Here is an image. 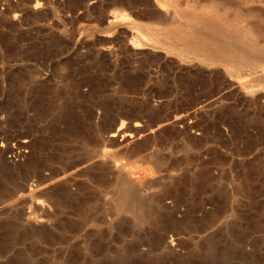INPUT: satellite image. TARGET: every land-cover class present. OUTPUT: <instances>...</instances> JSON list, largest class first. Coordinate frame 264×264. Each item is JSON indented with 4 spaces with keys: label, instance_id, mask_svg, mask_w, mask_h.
I'll use <instances>...</instances> for the list:
<instances>
[{
    "label": "rangeland",
    "instance_id": "1",
    "mask_svg": "<svg viewBox=\"0 0 264 264\" xmlns=\"http://www.w3.org/2000/svg\"><path fill=\"white\" fill-rule=\"evenodd\" d=\"M262 8L0 0V137L32 143L25 162L0 159L2 263L264 264L263 63L236 69L179 37L199 14L264 46ZM133 163L156 172L133 175L144 200L118 211L116 165Z\"/></svg>",
    "mask_w": 264,
    "mask_h": 264
},
{
    "label": "bare ground",
    "instance_id": "2",
    "mask_svg": "<svg viewBox=\"0 0 264 264\" xmlns=\"http://www.w3.org/2000/svg\"><path fill=\"white\" fill-rule=\"evenodd\" d=\"M245 1V3L246 4H253V5H258V6H263L264 7V0H244ZM222 2V1H221ZM177 11H179V10H177ZM166 12V11H165ZM176 12V11H175ZM169 12H167V14L165 15L166 16V18L170 15V13L168 14ZM177 13V12H176ZM184 13V12H183ZM254 13V12H253ZM178 14H179V12H178ZM186 14V13H185ZM257 14H258V16H260L261 18H263L264 19V8H262V9H258L257 10ZM121 15V14H120ZM172 15V14H171ZM189 15V14H188ZM176 16H178V15H176ZM176 16H172L173 17V19L176 21ZM181 16V15H180ZM196 16H197V14H196ZM198 16H200L199 14H198ZM197 16V18L195 17V19L193 18L194 16L192 15V18L194 19V23H195V25L196 26H200L201 28H203L204 27V30H205V34H200L199 32H202V31H204V30H201V31H199L200 29H198L199 27H197V28H195L194 26L195 25H193L192 24V26H191V28L189 29V30H183L182 28V32H183V34L181 35V36H179V37H182V38H184L183 40H184V42H182L183 43V45H184V47H185V45H187V46H190V47H193V49H192V52H193V50H195L196 52H197V54H198V56H201V57H206V59L207 58H214V59H216V61H218L219 63H221V64H226V65H232L234 68H236V69H243V68H248V67H251V66H253L254 64H256V63H263V66H264V46H260L258 43H256V42H252V41H248V40H245V39H243V38H238L237 36H236V34L235 33H232L230 30H226L225 28H222L221 26H218V25H216V24H212V23H210L207 19H208V17H206V19L203 17H198ZM211 16V15H210ZM116 17H118V16H116ZM120 17V16H119ZM122 17V16H121ZM170 17V16H169ZM171 17V18H172ZM175 17V18H174ZM179 18V17H178ZM185 18V17H184ZM169 19V18H168ZM167 19V20H168ZM186 19H187V17H186ZM183 20V19H182ZM210 20V19H209ZM114 21V20H113ZM171 21H172V19H171ZM192 21V20H191ZM187 22V21H186ZM189 22H190V20H189ZM193 22V21H192ZM212 22V21H211ZM169 23H170V21H169ZM177 23V22H176ZM214 23V22H213ZM173 24H174V22H173ZM188 24V23H187ZM220 25V24H219ZM173 26V25H172ZM179 26H181V25H179ZM183 27H186V26H183ZM189 27V26H188ZM193 27V28H192ZM179 30V31H180ZM172 31V30H171ZM199 31V32H198ZM161 32V31H160ZM176 32V31H175ZM153 33V32H152ZM162 33V32H161ZM164 33H167V31L166 32H164ZM178 32H176V34H177ZM139 34V33H138ZM160 34V33H159ZM180 34V33H179ZM178 34V35H179ZM153 36V35H152ZM154 36H155V34H154ZM156 36H158V35H156ZM162 36V35H161ZM168 36V35H167ZM163 37H166L165 35L163 36ZM167 38V37H166ZM182 38H178V39H182ZM154 39V38H153ZM177 39V40H178ZM225 39H228L229 40V42H230V40L233 42V44H232V42H230V47L229 46H225L224 45V41L226 42L227 40H225ZM140 40V39H139ZM142 40V39H141ZM158 40V39H157ZM164 40V39H163ZM169 40V39H168ZM182 40V41H183ZM175 41V40H174ZM179 42H180V40H178ZM177 41V42H178ZM142 42V41H141ZM171 43H173V41L171 42ZM140 44V43H139ZM138 44V45H139ZM162 44V43H161ZM181 45V44H180ZM232 45V46H231ZM228 47V48H227ZM137 48V47H136ZM188 48V47H187ZM184 49V48H183ZM189 50V49H188ZM188 50H186L185 49V51H188ZM194 53V52H193ZM201 59V58H200ZM203 59V58H202ZM208 60V59H207ZM249 72V71H248ZM176 120V119H175ZM177 121V120H176ZM178 122V121H177ZM173 123V122H172ZM122 125V124H121ZM163 125V124H162ZM123 126V125H122ZM138 126H140L139 124H135V127H138ZM157 128H159V127H157ZM149 129V128H148ZM147 129V130H148ZM157 130H159V129H157ZM143 131V130H142ZM149 131H150V129H149ZM136 132V131H135ZM139 132V131H138ZM147 133V132H146ZM145 133V134H146ZM148 134V133H147ZM139 135V134H138ZM109 136V135H108ZM128 136H129V134H128ZM130 136H132V133L130 134ZM140 136V135H139ZM110 137L111 138H116L117 137V131H115V132H112L111 134H110ZM134 137V136H133ZM137 137V136H136ZM131 138V137H130ZM129 138V139H130ZM113 140V139H112ZM116 140V139H115ZM114 140V141H115ZM132 142V141H131ZM141 145V144H140ZM140 149V148H139ZM136 150V149H135ZM135 150H133L134 152H135ZM104 157V156H103ZM107 159H108V157H106ZM94 159V158H93ZM98 162V161H97ZM114 162V161H113ZM116 160H115V164H116ZM156 162L158 163V164H160L161 163V159L160 160H156ZM90 163V162H89ZM136 163V162H135ZM135 163H133L132 165H130V167L129 168H126L127 166L126 165H122V166H118V165H116V167H117V169H120V175H118L117 176V180H118V182H117V186H116V188H115V192H114V195H115V197H114V202H115V208H116V210H127V211H129V212H134L135 213V211H138V205L140 206V204L143 202V200H144V194H143V189H142V184L141 183H136L135 182V180H134V178H133V175H138V173L140 174V175H138V176H141V177H143L144 176V173L146 174V176H152L153 174H154V171H152L150 168L149 169H147L146 168V170L143 172V171H140V169L141 168H143L142 167V165L141 166H139V163H138V166H139V170H138V166H136L137 165V163H136V165H135ZM77 165V164H76ZM74 166V165H73ZM90 166V165H89ZM84 167V166H83ZM141 167V168H140ZM45 168V167H44ZM77 168V167H76ZM115 168V167H114ZM190 168V167H189ZM82 169V168H81ZM85 169V168H84ZM88 169V168H87ZM87 169H86V171H87ZM93 169V168H92ZM105 169H106V167H105ZM116 169V170H117ZM154 169V168H153ZM191 169V168H190ZM73 170V169H72ZM76 170V169H75ZM79 170V169H78ZM193 169H191V171H192ZM30 171H32V170H30ZM81 171V170H80ZM79 171V172H80ZM110 171V170H109ZM167 171V170H166ZM172 171V170H171ZM170 171V172H171ZM190 171V170H189ZM113 172V171H112ZM156 172V171H155ZM178 172V171H177ZM111 173V172H110ZM114 173H115V171H114ZM164 173V172H163ZM191 173V172H190ZM75 174H76V172H75ZM78 174V173H77ZM80 174V173H79ZM117 174V173H116ZM160 174V173H159ZM185 174V173H184ZM81 175V174H80ZM180 175V174H179ZM82 176V175H81ZM112 176V175H111ZM146 176L145 177H143V178H146ZM166 174H163V175H157L156 177H160L159 178V181L160 182H162V183H164L165 182V179H166ZM173 176H177V175H173ZM85 177V176H84ZM86 177H89V176H86ZM170 177H172V176H170ZM178 177V176H177ZM197 177V176H196ZM66 178V177H65ZM64 178V179H65ZM95 178V177H94ZM94 178H92V179H94ZM174 179H176V177H173ZM173 178H171V180L173 179ZM90 179H91V177H90ZM149 179V178H148ZM23 180V179H22ZM97 180V179H96ZM115 180V179H114ZM139 180V179H138ZM153 180V179H152ZM151 180V181H152ZM58 182H59V179L57 180ZM140 181V180H139ZM145 181V180H144ZM150 181V180H149ZM156 181V180H155ZM54 183H55V181H53ZM53 182H51V184L53 183ZM112 183V182H111ZM153 183V182H152ZM50 184V183H49ZM48 185V184H47ZM87 185V184H86ZM41 187H42V185H41ZM40 187V188H41ZM45 187V186H44ZM111 187H113V186H111ZM39 188V189H40ZM46 188V187H45ZM76 188V187H75ZM154 188V187H153ZM177 188V187H176ZM25 189V188H24ZM7 191V190H6ZM159 191V190H158ZM157 191V192H158ZM162 191V190H161ZM166 191V190H165ZM34 193V192H33ZM6 195V194H5ZM109 195V194H108ZM110 198V197H109ZM108 198V199H109ZM106 199V198H105ZM155 199V198H154ZM84 200V199H83ZM55 201V200H54ZM75 201V200H74ZM85 201V200H84ZM173 201V200H172ZM11 202H13V201H11ZM113 202V201H112ZM16 203H18V202H16ZM10 204H12V203H10ZM19 204V203H18ZM9 205V204H8ZM14 205V204H13ZM43 204H41V206H42ZM12 206V205H11ZM44 206V205H43ZM42 206V207H43ZM3 207V206H2ZM5 207V206H4ZM15 207V206H14ZM41 207V208H42ZM45 207V206H44ZM43 207V208H44ZM16 208V207H15ZM46 208V207H45ZM177 208V207H176ZM4 209H7V208H4ZM172 210V209H171ZM2 211V210H1ZM113 211V210H112ZM143 211V210H142ZM226 211V210H225ZM172 212V211H171ZM157 214V213H156ZM166 214V213H165ZM177 214V213H176ZM30 215V214H29ZM150 215V214H149ZM157 215H159V214H157ZM174 215V214H173ZM160 216V215H159ZM150 217V216H149ZM148 217V218H149ZM175 217V216H174ZM17 218V217H16ZM25 218V217H24ZM23 218V219H24ZM31 218V219H30ZM144 218V217H143ZM173 218V217H172ZM10 219H12V218H10ZM160 218H158V220H159ZM170 219V218H169ZM177 219V218H176ZM13 220V219H12ZM18 220V219H17ZM29 220H34L35 222H42L43 221V219H32V217H29ZM110 220V219H109ZM167 220V219H166ZM180 220H182L181 218H180ZM184 220V219H183ZM182 220V221H183ZM23 221V220H22ZM106 221H107V219H106ZM172 221V220H171ZM188 221V220H187ZM186 221V222H187ZM207 222H209V221H207ZM211 223V222H210ZM5 224V223H4ZM16 224H18V223H16ZM40 224V223H39ZM159 224H161V223H159ZM164 224H165V222H164ZM170 224H173L172 222H170ZM178 224V223H177ZM9 225V224H8ZM175 225V224H174ZM21 226V225H20ZM168 226V225H167ZM172 226V225H171ZM163 227V226H162ZM177 227V226H176ZM209 227H211V226H209ZM208 227V228H209ZM36 228V227H35ZM34 227H33V229H35ZM172 228V227H171ZM181 227L179 226V228L177 227V229H180ZM206 228V227H205ZM30 229V228H29ZM37 229V228H36ZM32 230V229H31ZM168 230H169V228H168ZM171 230V229H170ZM174 230V229H173ZM172 230V231H173ZM182 230V229H181ZM35 231V230H34ZM164 231H165V229H164ZM175 231V230H174ZM11 232H14V230L13 231H11ZM23 232H24V230H23ZM26 232V231H25ZM29 232V231H28ZM31 232V231H30ZM37 232H38V229H37ZM41 232V231H40ZM162 232V231H161ZM16 233V232H15ZM14 233V234H15ZM167 233V232H166ZM13 234V233H12ZM23 234V233H22ZM162 234H163V232H162ZM161 234V235H162ZM1 235V234H0ZM29 235H30V233H29ZM32 235V234H31ZM45 235V234H44ZM27 236V235H26ZM34 236V235H33ZM39 236V235H38ZM165 236H168V235H165ZM152 237V236H151ZM156 237V236H155ZM169 237V236H168ZM168 237H166L167 238V240H168ZM162 238V237H161ZM25 239H26V237H25ZM27 239H28V237H27ZM154 239V238H153ZM174 238L172 237V236H170L169 237V242H167V241H165V243L167 244H171L172 246H174L175 245V242H174ZM163 241H164V239H163ZM23 241H21V243H22ZM164 243V244H165ZM15 244V243H14ZM30 246V245H29ZM158 246V245H157ZM161 246V245H160ZM207 247V246H206ZM213 247V246H212ZM1 248V247H0ZM31 248V247H30ZM160 248H162V247H160ZM169 248H172V247H169ZM33 249V248H32ZM214 249V248H213ZM3 250V249H2ZM30 250V249H29ZM34 251V250H33ZM166 251H167V249H166ZM195 251V250H194ZM168 252V251H167ZM0 253H2V251H0ZM3 253H4V251H3ZM8 253V252H7ZM189 254V253H188ZM198 254V253H197ZM3 255H6V254H3ZM109 255H110V253H109ZM112 255V254H111ZM21 256V255H20ZM107 256H108V254H107ZM152 256V255H151ZM108 258H110V256L108 257ZM112 258H113V256H112ZM211 258V257H210ZM224 258V257H223ZM11 259V258H10ZM212 259V258H211ZM120 260V259H119ZM203 260V259H202ZM7 261H8V259H7ZM12 261V260H11ZM2 262H4L3 261V259L2 258H0V264H3ZM28 262V261H27ZM5 263H6V261H5ZM15 263V262H14ZM35 263V262H34ZM12 264V263H11ZM16 264V263H15ZM36 264V263H35Z\"/></svg>",
    "mask_w": 264,
    "mask_h": 264
},
{
    "label": "built area",
    "instance_id": "3",
    "mask_svg": "<svg viewBox=\"0 0 264 264\" xmlns=\"http://www.w3.org/2000/svg\"><path fill=\"white\" fill-rule=\"evenodd\" d=\"M32 152L31 139L8 130L0 137V159L16 165L25 162Z\"/></svg>",
    "mask_w": 264,
    "mask_h": 264
}]
</instances>
